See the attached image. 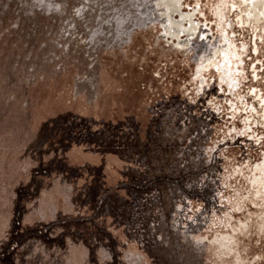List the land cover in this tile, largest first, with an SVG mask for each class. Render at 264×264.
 <instances>
[{
  "label": "rangeland",
  "instance_id": "374dc122",
  "mask_svg": "<svg viewBox=\"0 0 264 264\" xmlns=\"http://www.w3.org/2000/svg\"><path fill=\"white\" fill-rule=\"evenodd\" d=\"M181 4L0 0V264H264V20Z\"/></svg>",
  "mask_w": 264,
  "mask_h": 264
},
{
  "label": "flooded vegetation",
  "instance_id": "af4514ba",
  "mask_svg": "<svg viewBox=\"0 0 264 264\" xmlns=\"http://www.w3.org/2000/svg\"><path fill=\"white\" fill-rule=\"evenodd\" d=\"M165 2L169 8L170 17L173 19V26L171 24L172 35L176 36L180 42L188 43V40L191 39V37L198 31L200 25L198 21L194 20L195 11L185 12L181 6L182 0H165ZM242 2L247 5V9L244 11L242 20H244V16L247 20H254L257 23L264 20V0H242ZM175 15H179V18L176 19ZM185 20L188 21V25H184ZM183 35H186V38L184 40L182 39ZM225 46L227 48H225ZM221 54L225 58L224 61L227 60L229 64H233V58L237 57V54L231 48V42L228 38L225 39V44L223 46H220L218 47V49L213 50L212 53L208 57H206L203 63L199 66L200 74L215 62L214 57L216 55ZM231 73L232 68H226L224 80L230 81Z\"/></svg>",
  "mask_w": 264,
  "mask_h": 264
}]
</instances>
